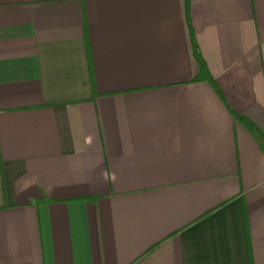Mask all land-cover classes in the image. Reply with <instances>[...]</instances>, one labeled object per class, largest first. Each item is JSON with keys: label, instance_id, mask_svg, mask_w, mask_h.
<instances>
[{"label": "crops", "instance_id": "obj_1", "mask_svg": "<svg viewBox=\"0 0 264 264\" xmlns=\"http://www.w3.org/2000/svg\"><path fill=\"white\" fill-rule=\"evenodd\" d=\"M232 113L264 135V0H0V264H264Z\"/></svg>", "mask_w": 264, "mask_h": 264}, {"label": "trees", "instance_id": "obj_2", "mask_svg": "<svg viewBox=\"0 0 264 264\" xmlns=\"http://www.w3.org/2000/svg\"><path fill=\"white\" fill-rule=\"evenodd\" d=\"M188 1L189 0H185V3H186V17H187ZM190 41H191V46H192L193 57L197 61L198 66H199V74H198L197 81H200V80L206 81L211 86H213L214 89H216L215 83L212 80L211 76L209 75V73H208V71L206 69V66H205V64L202 61V58H201V56L199 54L198 47H197L196 43L194 42V38L192 36V33H190ZM232 115H234L240 121L244 122V124L255 133V135L257 136V138H258V140L260 142L261 148L264 151V135L260 131H258L247 119H245L243 117H240V116H237V115H235L233 113H232Z\"/></svg>", "mask_w": 264, "mask_h": 264}]
</instances>
